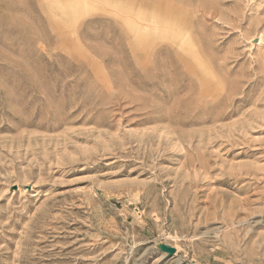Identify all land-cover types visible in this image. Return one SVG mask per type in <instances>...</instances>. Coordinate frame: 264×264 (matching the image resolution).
<instances>
[{
    "label": "rangeland",
    "instance_id": "obj_1",
    "mask_svg": "<svg viewBox=\"0 0 264 264\" xmlns=\"http://www.w3.org/2000/svg\"><path fill=\"white\" fill-rule=\"evenodd\" d=\"M0 264H264V0H0Z\"/></svg>",
    "mask_w": 264,
    "mask_h": 264
},
{
    "label": "bare ground",
    "instance_id": "obj_2",
    "mask_svg": "<svg viewBox=\"0 0 264 264\" xmlns=\"http://www.w3.org/2000/svg\"><path fill=\"white\" fill-rule=\"evenodd\" d=\"M104 1V0H101ZM168 25V20L167 18H163L161 20L158 21L157 26L155 27L156 31L158 32H163L165 29V27ZM167 32V31H165Z\"/></svg>",
    "mask_w": 264,
    "mask_h": 264
}]
</instances>
